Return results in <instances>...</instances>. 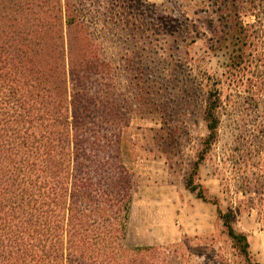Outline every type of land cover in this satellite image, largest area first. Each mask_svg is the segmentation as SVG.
<instances>
[{
    "label": "rangeland",
    "instance_id": "1",
    "mask_svg": "<svg viewBox=\"0 0 264 264\" xmlns=\"http://www.w3.org/2000/svg\"><path fill=\"white\" fill-rule=\"evenodd\" d=\"M75 1L107 64L89 86L102 100L93 109L105 132L113 121L128 124L121 160L133 204L124 247L154 248L151 264H250L220 208L248 235L252 261L264 264V3L227 17L218 0ZM211 94L220 125L206 149ZM202 153L196 182L211 203L186 187Z\"/></svg>",
    "mask_w": 264,
    "mask_h": 264
},
{
    "label": "trees",
    "instance_id": "2",
    "mask_svg": "<svg viewBox=\"0 0 264 264\" xmlns=\"http://www.w3.org/2000/svg\"><path fill=\"white\" fill-rule=\"evenodd\" d=\"M258 1L218 0V13L240 17ZM87 28L75 0H0V264H151L154 248L124 247L133 204L121 160L128 124L113 121L105 132L93 109L102 100L89 86L107 64ZM218 107L211 94L206 149L218 137ZM203 160L186 187L211 203L196 182ZM218 215L247 261L260 264L232 214Z\"/></svg>",
    "mask_w": 264,
    "mask_h": 264
},
{
    "label": "crops",
    "instance_id": "3",
    "mask_svg": "<svg viewBox=\"0 0 264 264\" xmlns=\"http://www.w3.org/2000/svg\"><path fill=\"white\" fill-rule=\"evenodd\" d=\"M263 229H260L259 230V237H260V239H262L263 238V241H262V244H261V249H262V251H263V254H264V223H263V227H262ZM262 237V238H261ZM259 255V254H258ZM261 258L258 256V261L260 260Z\"/></svg>",
    "mask_w": 264,
    "mask_h": 264
}]
</instances>
